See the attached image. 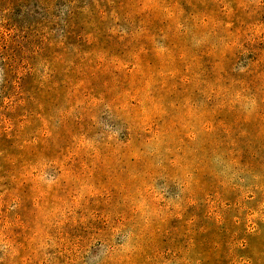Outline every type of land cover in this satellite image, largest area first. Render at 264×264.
Masks as SVG:
<instances>
[{
  "label": "rangeland",
  "instance_id": "rangeland-1",
  "mask_svg": "<svg viewBox=\"0 0 264 264\" xmlns=\"http://www.w3.org/2000/svg\"><path fill=\"white\" fill-rule=\"evenodd\" d=\"M51 1L0 8V264H264V0Z\"/></svg>",
  "mask_w": 264,
  "mask_h": 264
},
{
  "label": "trees",
  "instance_id": "trees-1",
  "mask_svg": "<svg viewBox=\"0 0 264 264\" xmlns=\"http://www.w3.org/2000/svg\"><path fill=\"white\" fill-rule=\"evenodd\" d=\"M51 0H0V8H12L14 5L20 8H49L52 5ZM12 15L7 14L0 22V68L3 75L8 76L12 69L25 59V53L28 48L25 47L24 35L20 37L17 32L22 33L26 29H20L19 26L9 24ZM28 34V33H27ZM26 49V50H25Z\"/></svg>",
  "mask_w": 264,
  "mask_h": 264
}]
</instances>
